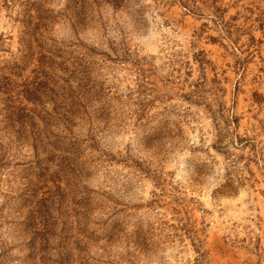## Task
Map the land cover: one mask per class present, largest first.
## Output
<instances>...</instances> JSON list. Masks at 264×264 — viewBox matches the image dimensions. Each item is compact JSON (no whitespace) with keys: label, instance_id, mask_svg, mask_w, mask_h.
I'll list each match as a JSON object with an SVG mask.
<instances>
[{"label":"rangeland","instance_id":"obj_1","mask_svg":"<svg viewBox=\"0 0 264 264\" xmlns=\"http://www.w3.org/2000/svg\"><path fill=\"white\" fill-rule=\"evenodd\" d=\"M153 2L174 14L177 22L193 25L199 40L197 56L203 81L190 82L191 62H177L167 82L174 84L171 76L179 79L182 74L186 88L180 91L185 98L205 82L222 94L220 107L235 111L237 142L253 154L247 157L252 165H246L248 186L255 193L253 198L264 206V171L257 166V145L252 143L254 138L244 135L250 124L252 130L258 126L264 133V85L260 83L264 79V0H207L213 15L229 25L227 38L236 46L235 51L213 34L210 25L183 12L187 0ZM37 4L38 0H0V52H10L13 43L25 50L22 68L9 70V65H0V125L6 126L11 118L14 130L8 131H12L18 148L30 149L45 161L28 178L34 197L25 213L30 211L35 230L47 235L42 242L48 244L53 256L58 257L57 249L64 235H69L71 264H101L106 246L122 236V230L113 233L112 226L120 223L118 218L146 207L157 213L156 222L149 221L150 227L166 239L183 242L191 241L193 235L198 237L201 245H206L208 264H262L250 255L238 256L198 212H191L165 189L140 207L118 200L114 192L123 189L128 194L140 178L155 179V174L136 158L103 146L104 142L122 135L128 119L134 117L135 126H139L155 103L141 98L165 81L156 75L151 63L133 60L123 51L109 54L83 42L51 44L45 39L49 21L38 14ZM72 9L74 20L89 28L99 23L105 31L109 22L105 15L114 20L118 10L110 0H73ZM157 14L163 17L165 12ZM157 40L163 36L146 41L145 46ZM98 43L102 44V39ZM133 72L137 81L147 82L138 84L135 100L131 93L125 98L120 91L123 74ZM130 103L134 107L126 119L124 110ZM2 131L5 129L0 127ZM161 213L170 220L163 219ZM254 247L259 250L264 242ZM93 248L101 250L100 257L92 255ZM103 264L109 262L104 260Z\"/></svg>","mask_w":264,"mask_h":264},{"label":"clouds","instance_id":"obj_2","mask_svg":"<svg viewBox=\"0 0 264 264\" xmlns=\"http://www.w3.org/2000/svg\"><path fill=\"white\" fill-rule=\"evenodd\" d=\"M72 3L73 0H38V14L49 21L45 39L57 46L83 42L109 54L123 51L133 60L151 63L156 75L165 81L141 98L146 103L155 100L141 124L135 126V118L128 119L124 133L103 145L141 161L153 170L155 179L140 178L133 191L125 194L120 189L114 195L130 207H140L162 195L161 189H165L191 212H198L211 224L213 232L227 239V247L238 256L247 254L264 264V247H254L257 242H264V206L253 198L255 193L248 186L246 165H252L247 157L253 154L237 142L235 111L220 107L222 94L209 82L202 83L190 98L181 94L180 89L186 88L182 74L179 79L171 76L174 84L167 82L177 62H191L190 82L203 81L197 56L199 40L192 31L193 25L177 22L174 14L158 7L153 0H110L118 10L114 20L105 15L109 21L105 31L99 23L89 28L74 20ZM187 4L184 13L206 22L213 34L235 51L236 46L227 38L229 25L213 15L207 0H187ZM162 11L163 17L157 14ZM160 36L163 40L145 46L146 41ZM101 39L102 44L98 43ZM9 47L10 52H0V65H9V70L13 66L22 68L25 50L14 43ZM127 67L131 69L130 64ZM123 78L120 91L125 98L131 93L135 100L138 84L147 82L137 81L135 72L130 76L124 73ZM260 83L264 85V79ZM133 107L130 103L124 110L126 119ZM0 127L5 129L0 132V264H71V237L64 235L57 249L59 255L54 257L48 244L42 242L47 235L36 231L31 212L25 213L34 197L28 178L45 161L30 149L18 148L12 131H8L14 130L11 118ZM252 129L250 124L244 135L254 138L257 166L264 171V133H260L258 126ZM242 156L245 158L241 159ZM161 216L170 220L163 213ZM156 217L157 213L146 207L119 217L120 223L112 227L113 233L122 230V236L115 244L106 246L101 264L104 260L109 264H208L206 245L202 246L198 237L193 235L191 241L183 242L166 239L150 227L149 221L155 223ZM91 252L101 256L99 248Z\"/></svg>","mask_w":264,"mask_h":264}]
</instances>
